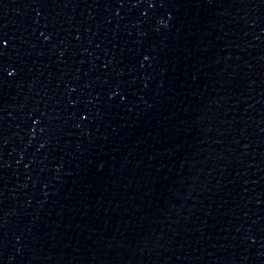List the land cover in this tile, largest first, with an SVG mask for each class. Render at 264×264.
Returning a JSON list of instances; mask_svg holds the SVG:
<instances>
[{"label":"water","instance_id":"1","mask_svg":"<svg viewBox=\"0 0 264 264\" xmlns=\"http://www.w3.org/2000/svg\"><path fill=\"white\" fill-rule=\"evenodd\" d=\"M0 264H264V0H0Z\"/></svg>","mask_w":264,"mask_h":264}]
</instances>
